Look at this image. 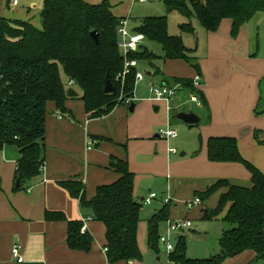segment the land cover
I'll list each match as a JSON object with an SVG mask.
<instances>
[{"label":"crops","instance_id":"crops-1","mask_svg":"<svg viewBox=\"0 0 264 264\" xmlns=\"http://www.w3.org/2000/svg\"><path fill=\"white\" fill-rule=\"evenodd\" d=\"M38 1L41 5L32 7V11L22 9L29 8L30 4L37 6ZM80 1L93 6L102 2ZM115 2L110 0L111 13L118 19H125V14L115 13ZM127 2L133 4L135 1ZM42 3L43 0H0V17L25 22L40 30ZM191 25L195 32L194 36L190 34L193 44L187 46L186 41L183 43L187 48L195 49L201 73L197 89L202 92L205 104L196 105L198 124L189 126L176 120L178 113H186L181 110V99L156 100L146 91L139 93L135 88L143 80L134 88L139 104L134 105L133 112L128 111L129 107L115 106L106 115L89 118L81 93L69 83L68 90L73 89L77 94V97L65 101L71 117L56 111L52 102L46 104L45 136L39 143L43 146V166L40 176L33 179L27 189L13 190L19 150L15 146H4L0 150V264H18L10 255L14 244L21 248L23 262L20 264H108L103 224L94 221L91 209L80 207L79 202L58 183L82 182L85 197L90 201L98 187L111 185L119 178L109 166L111 158L126 162L127 169L133 174V197L136 201L142 202L152 192L159 195V201H155V197L153 203L144 206L153 207L150 214L143 216L145 220L140 218L137 226L140 252L147 251L144 246H147L145 222L162 210L168 213V220H172L171 214L187 218L188 212L177 208L186 209L185 202L205 193L219 180H225L232 186L250 188V174L242 164L208 160L206 146L210 138L235 139L241 157L264 174V13H257L242 25L235 38L231 36L230 19L222 20L216 32H205ZM139 50H142V44ZM143 62L160 73L154 63ZM162 74L160 85H151H177L174 80L178 78L169 77L175 75ZM150 76L147 73V77ZM196 77L195 70L191 68L187 78L178 80H195ZM62 79L66 82L63 76ZM183 91L191 95L189 90ZM163 128L178 131V136L167 140L159 138L157 133ZM87 140L93 141L89 150ZM226 191V188L219 189L202 201V206L190 210L195 214L199 212L201 220H207L203 219L204 214L215 210L220 196ZM164 198L170 199L169 202H163ZM228 208L229 205L223 209V214H219L223 215L221 222ZM46 211L61 213L67 221L82 222L93 239L90 252L71 251L66 245L67 223L46 220ZM221 227L222 223L217 238ZM215 247L209 249L205 257L189 258H209ZM221 264H264V257L257 258L255 252L247 250Z\"/></svg>","mask_w":264,"mask_h":264},{"label":"trees","instance_id":"trees-1","mask_svg":"<svg viewBox=\"0 0 264 264\" xmlns=\"http://www.w3.org/2000/svg\"><path fill=\"white\" fill-rule=\"evenodd\" d=\"M160 1L164 2L168 14L178 13L189 21L179 30L193 36L195 32L190 22L193 18L205 32H216L222 20L230 19L231 36L235 38L242 25L257 13H264V0ZM121 20L111 13L110 0H102L94 6L80 0H43L40 30L25 22L0 17V150L4 146H15L19 150L14 191L27 189L41 174L43 146L39 143L45 136L46 104L52 102L56 111L71 117L65 108L69 83L81 93L89 118L106 115L122 104L124 98L132 97L136 70L127 74L123 83L116 80L124 64L117 45ZM93 31L98 35V43L91 37ZM134 33L158 44L164 61H184L200 79L198 60L193 54L195 49L187 48L181 36L168 34L167 17L145 18ZM128 57L149 64L156 58L143 48ZM107 75L115 88L111 95L103 92ZM192 81L174 80L182 90L195 95L203 106L202 92L192 87ZM206 149L211 162L242 164L250 174V188L219 180L205 193L197 194L202 202L219 189H227L220 196L217 208L203 216L209 220L229 205L214 252L206 259H191L185 254L183 238H178L175 249L169 253V263L221 264L247 250L255 252L257 258L264 257V174L241 157L235 139L210 138ZM109 166L119 175L118 180L98 187L90 201L85 197L82 182L64 181L58 185L77 200L80 207L90 208L94 221L103 224L108 264H134L141 260L137 226L142 204L133 197V174L126 162L111 158ZM17 182L18 188L15 187ZM45 219L67 223L66 245L71 251L90 252L93 239L87 231L81 232L82 222L67 221L63 214L49 211L45 212ZM167 220L168 213L162 210L147 222L149 250L157 251L160 225Z\"/></svg>","mask_w":264,"mask_h":264},{"label":"rangeland","instance_id":"rangeland-1","mask_svg":"<svg viewBox=\"0 0 264 264\" xmlns=\"http://www.w3.org/2000/svg\"><path fill=\"white\" fill-rule=\"evenodd\" d=\"M12 2V0H9ZM23 2V0H22ZM116 9L115 13L119 14H125L126 16V24H127V30L130 33H133L134 30H136L143 19L145 18H151V17H167V32L170 36H181L182 41H186V45L192 46L193 44V36L189 33L183 32L181 33L179 30V27L183 24H187L189 21L181 14L177 13H170L168 14L165 8V4L163 1L160 0H145L144 3H139L138 1H135L133 4L130 2H127V0H116ZM131 4V6H130ZM41 5V3L38 1V4H30L29 8L22 7L23 10H30L32 11V7L38 8ZM21 7V6H20ZM12 11V10H10ZM192 24H194L197 28L200 29L197 21L193 18L190 20ZM142 48L146 49L147 52L153 53V55L156 57L152 63H154V67H156L159 70V74L156 73L154 68H150L148 64H146L143 61H137V71L143 75V81L141 83H138V85L135 88L138 90L139 93H144L146 91L147 95L149 92H147V89L149 85L155 84L160 85L161 82V74L164 75L171 74L175 76H169L170 78H178V79H185L189 76L191 73V68L189 65L184 63L183 61H175V62H167L162 59V50L161 47L149 40L144 39L142 42ZM193 49V48H192ZM196 51L193 53L195 55ZM193 56V55H192ZM147 73H150L151 76L147 77ZM162 74V75H163ZM190 79V78H189ZM135 89L134 95H132V101L134 105H137L139 103V100L137 96L135 95ZM181 94H177L175 99H181L183 101V108L181 110H185L186 113H192L196 116H198V109L196 107V104L190 102V96L182 89L178 92ZM148 97V96H147ZM118 107H124L127 108L126 105L119 104ZM182 126L179 125V128ZM164 129V128H163ZM176 135L178 136V131L176 132ZM176 136V137H177ZM178 154V153H177ZM151 194H154L157 199H159V195L157 192H152ZM144 198L143 200H145ZM154 200V199H153ZM152 200V201H153ZM166 198H164L162 201L164 202ZM151 201V202H152ZM159 201V200H158ZM154 202V201H153ZM152 202V203H153ZM162 204V203H161ZM148 206L144 204V201L142 202V211L140 213V218L144 219L143 216H147V214H150L151 207H144ZM200 207V206H198ZM194 207V208H198ZM217 208V205L214 209ZM180 211L188 212L187 219L191 222L192 227L190 231H184L187 232L186 234H180L177 232L171 233L170 237V244L175 249L178 238H180V235L183 238V241L185 243L186 251L185 254L187 257H203L205 253L208 252L209 249L213 250L212 248L216 246L217 242V231L220 226L221 222V214H223V210L219 212V216L214 217L209 220H201L198 213H194L193 210H190L186 207L184 208H177ZM183 209V210H182ZM193 209V208H191ZM209 209V208H208ZM211 209V210H214ZM173 218H171V221H177L181 218L178 217L177 214H171ZM169 217V215H168ZM169 219V218H168ZM145 220V219H144ZM145 222V221H144ZM147 223V221L145 222ZM163 229V230H162ZM138 230V229H137ZM146 231V230H145ZM139 233V232H138ZM147 235V231H146ZM167 227L166 225H162V228L159 229V237H167ZM146 252L141 251V260L138 262L139 264H170L169 263V252L166 250L165 246L161 243L157 245V251L149 250L144 244ZM141 250V247H140ZM205 257V256H204Z\"/></svg>","mask_w":264,"mask_h":264},{"label":"built area","instance_id":"built-area-1","mask_svg":"<svg viewBox=\"0 0 264 264\" xmlns=\"http://www.w3.org/2000/svg\"><path fill=\"white\" fill-rule=\"evenodd\" d=\"M138 1L139 3H144L145 0H134ZM15 4V2H14ZM117 35H118V41L117 45L118 48L121 52V55L124 59V64H123V70L120 74L116 76V80L121 81L122 83L124 82V78L127 74L132 72V70H136L137 68V61L134 59H129V54L130 53H136L139 50V47L141 45V42L144 40V36L142 34H137V33H130L127 30V24H126V19H123L120 21L118 29H117ZM143 75L139 73L138 71H135L134 73V85L138 83L139 81H142ZM199 78L196 77L195 80L192 81V87L193 88H198L199 86ZM72 86V82L70 83ZM181 90V86L175 85L173 87H167V86H154L151 85L148 89L149 94L152 98L156 100H166L169 101L170 99L176 97L178 92ZM191 94V93H190ZM122 97H119V100H121ZM190 102L200 106L199 100L195 97V95L191 94L190 95ZM123 105H126L127 107L131 106L133 104L132 97L124 98ZM159 138L163 139H173L176 138V132L174 130H171L169 128H164L160 129L157 133ZM87 149L89 150L93 146V141L92 140H87L86 142ZM171 153L176 154L175 150H171ZM155 199V195L151 194L149 195L144 201L145 205L151 204V201ZM170 200V199H169ZM169 200H166V203L169 202ZM142 201V202H143ZM141 202V204H142ZM202 206V202L198 197L193 198L190 201L185 202V207L188 209ZM192 226L191 222L187 219H179L177 221H171L167 220L166 222V227H167V232L168 235L167 237H159V243L163 244L166 248V250L171 253L173 252L174 248L170 244V237L171 233L177 232L181 233L184 232L188 229H190ZM81 232H85V229L82 227ZM10 255L11 258L18 264L23 262V256L21 254V248L18 244H14L10 250Z\"/></svg>","mask_w":264,"mask_h":264},{"label":"water","instance_id":"water-1","mask_svg":"<svg viewBox=\"0 0 264 264\" xmlns=\"http://www.w3.org/2000/svg\"><path fill=\"white\" fill-rule=\"evenodd\" d=\"M91 37L93 38V40L96 43H98V35L95 31L91 32ZM103 92L106 95H111V94H114V92H115V88H114L113 84L111 83V79H110L109 75L106 76ZM67 97L68 98H74V97H77V94L75 93V91L73 89H69L67 91ZM133 110H134V104H132L128 108L129 112H133ZM176 120L180 121L181 123H183L185 125H189V126H192V125L199 123L198 117L192 113H184V112L178 113L176 115ZM15 187L16 188L19 187L18 182L16 183Z\"/></svg>","mask_w":264,"mask_h":264}]
</instances>
